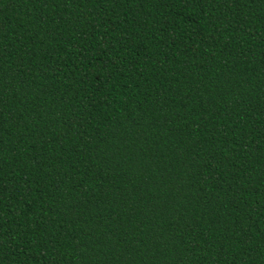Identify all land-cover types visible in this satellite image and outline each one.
Masks as SVG:
<instances>
[{
    "label": "trees",
    "instance_id": "trees-1",
    "mask_svg": "<svg viewBox=\"0 0 264 264\" xmlns=\"http://www.w3.org/2000/svg\"><path fill=\"white\" fill-rule=\"evenodd\" d=\"M0 264H264V0H0Z\"/></svg>",
    "mask_w": 264,
    "mask_h": 264
}]
</instances>
